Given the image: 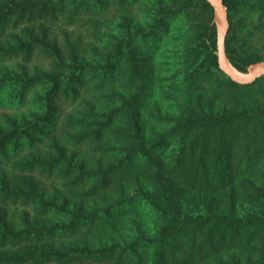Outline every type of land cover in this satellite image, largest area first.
<instances>
[{"label":"rangeland","instance_id":"1","mask_svg":"<svg viewBox=\"0 0 264 264\" xmlns=\"http://www.w3.org/2000/svg\"><path fill=\"white\" fill-rule=\"evenodd\" d=\"M53 1L48 13L13 16L0 30V133L43 115L39 99L49 86L36 76L58 74L64 86L75 66L88 72L86 80L91 72L108 73L109 54L127 30L139 32L131 48L144 67L133 81L123 49L108 82L114 95L84 89L73 100L63 97L62 87L52 122L0 151V213L17 234L3 238L0 228V264H264V229L258 226L231 229L225 242L201 235L161 245L164 219L139 193L143 188L160 202L174 194L185 207L264 219V114L255 113L264 110V75L229 87L217 71L201 67L208 26L215 24L218 41L215 11L212 22L201 0H107L95 13L76 10L78 0ZM238 2L229 13L227 56L251 61L248 72L264 62V0ZM9 48L16 49L4 52ZM118 92L140 95L147 146L165 139L154 167L132 155L129 167L116 169L133 134L127 113L114 111L121 105ZM86 99L94 105L90 111ZM222 114H231V121L208 120ZM100 169L109 172L106 182ZM160 182L168 187L164 194ZM73 209L98 213L71 225ZM85 245L113 247L114 253L26 256Z\"/></svg>","mask_w":264,"mask_h":264},{"label":"trees","instance_id":"2","mask_svg":"<svg viewBox=\"0 0 264 264\" xmlns=\"http://www.w3.org/2000/svg\"><path fill=\"white\" fill-rule=\"evenodd\" d=\"M120 1V0H119ZM204 7L207 9L209 13V20L213 22L214 20V8L207 0H201ZM224 4L228 7L229 13L231 10H234L238 6V0H223ZM56 3L53 0H0V30H2L7 21L11 19L13 16H24L25 14L31 13L34 14L36 12L40 13H48ZM64 4V3H63ZM108 4L107 0H78V3L75 5L76 10H83L85 12L95 13L103 9L104 6ZM67 6V4H65ZM63 5V6H65ZM62 6V7H63ZM230 21V19H229ZM156 23L158 21L156 20ZM157 27L153 29V33L156 32ZM161 26V25H160ZM229 33V32H228ZM139 35V32H132L127 30L125 33V37L120 39L117 43L114 44V51H111L113 54H109L107 69L108 73H95L91 72L90 78L88 80L85 79V75L88 72H77L78 67L75 66L73 71L67 76V83L63 86V81L60 80L58 74L51 73H43L36 76V80L41 81L42 83H47L49 88L45 92L44 96L39 99V102L42 101L41 108L44 110L43 115H36L35 119L32 123L27 124L25 128H13L7 133H0V151L6 153V148L8 144L12 142H17L20 137H29L33 136V132L35 130H42L48 124L52 122L55 115L58 113V106L56 105V100L61 92V88H63V97L68 98L72 97L73 100L77 98L79 91L84 90L87 92L94 90H103L104 92L99 95L102 96L105 94L107 97L109 96V90L114 95V86L110 85L109 88V79L113 76L114 67L120 64L122 50L125 49L127 52L125 56L128 54V62L129 69L131 71L132 80L136 81L140 68L144 67V64H138L134 61V50L132 47V42L135 40V37ZM204 40L201 44L202 51L204 52V58L201 67H205V69H212L217 71L220 75H222L226 79V83L229 87L239 86L240 84L233 81L229 78L219 67L218 64V55H217V35H216V27L215 24H212L206 28V32L204 35ZM228 38V35H227ZM227 44V41H226ZM16 48H9L4 50V52H12ZM227 50V49H226ZM229 58L233 65L242 71H247L251 61L244 57H235L229 55ZM127 63V61H126ZM128 64V63H127ZM259 79V78H258ZM257 79V80H258ZM256 80V81H257ZM3 79H0V84L3 82ZM98 81V82H96ZM255 81V82H256ZM253 82V83H255ZM252 84V83H251ZM108 85V87H107ZM248 85V84H246ZM107 87V88H106ZM71 93V94H70ZM118 95L115 97H119L121 101V105H119L114 111L119 108V111L126 115V122L128 125L132 127V137L130 136V141L126 139L125 145L127 157L122 161L118 162L116 169H122L124 171L125 167H129L131 165L130 157L132 155H140L145 160V165L154 167L155 156L159 154L161 148L164 147L165 139L158 140L152 146H147V142L144 139L143 128L141 125V119L139 116L138 105L140 103V95L130 94L129 96H125L122 92H118ZM95 98V97H93ZM92 102L89 99H86V105L88 111L92 109L94 106L91 104ZM257 114H264V110L255 111ZM209 121H213L214 125L216 124H226L231 121V114H222L220 116L212 117L208 119ZM185 123V122H184ZM208 124L211 125L210 122ZM99 134V133H98ZM133 152V153H132ZM224 152L222 151L219 156H222ZM129 155V156H128ZM224 154L221 157V160H224ZM83 165V164H82ZM113 165V164H110ZM183 164H180V160L176 163L177 169H181ZM175 169V167H172ZM115 170V169H114ZM113 170V171H114ZM112 171V173H113ZM101 173V177L103 182H106L110 177L108 176V171L99 170ZM111 173V176L113 175ZM158 171L154 174L151 170V176L158 179ZM164 173H162L161 177H163ZM161 183V182H160ZM163 187V194L168 191V187L161 183ZM145 202L154 210L156 213H159L161 217L164 219V225H162L159 234L157 235V240L163 245L164 243L169 244H177V240L181 237L191 238L193 241L197 240L199 236L203 235L205 240L213 242V239L216 237L219 241L225 242L226 240L231 239V229H237L245 226H258L264 229V219L252 212H248L244 217H231V213H221L215 212L211 210H207L203 212L196 208H191L190 206L185 207L181 200L175 197L174 194L165 193L164 201L160 202L158 199H154L151 195H148L143 188H140L139 192ZM194 205H197L195 202ZM111 212L109 208L108 213ZM98 211H91L88 214H84L80 211V209H73L69 214L71 215V225H76L78 222L83 220L93 219L97 215ZM0 228L2 230V237L6 238L9 236H17V234L13 233L12 230L6 224V221L2 214L0 213ZM155 241V239H154ZM156 245V243H155ZM114 248H96L92 249L87 245L83 247H75L71 248L66 252H48L43 253L37 250H33L27 253V257H35L36 259H44L47 257L56 256L59 258L68 257L74 254H84L88 256L99 255H113ZM161 253V251H160ZM159 258V256H158ZM158 261L157 264H160Z\"/></svg>","mask_w":264,"mask_h":264},{"label":"water","instance_id":"3","mask_svg":"<svg viewBox=\"0 0 264 264\" xmlns=\"http://www.w3.org/2000/svg\"><path fill=\"white\" fill-rule=\"evenodd\" d=\"M214 8L219 26L217 55L220 69L239 84H251L264 75V62L254 64L248 72L236 68L227 56L226 41L230 29L229 10L223 0H207Z\"/></svg>","mask_w":264,"mask_h":264}]
</instances>
